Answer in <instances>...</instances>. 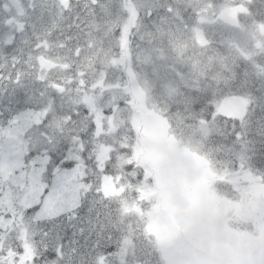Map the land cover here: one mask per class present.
I'll return each mask as SVG.
<instances>
[{"label":"trees","instance_id":"16d2710c","mask_svg":"<svg viewBox=\"0 0 264 264\" xmlns=\"http://www.w3.org/2000/svg\"><path fill=\"white\" fill-rule=\"evenodd\" d=\"M52 1L42 0L39 19H29V31L0 52V68H9L0 78V264H161L155 235L141 214L124 211L136 200H130L132 195L154 183L153 174H146L132 157L137 134L129 122L131 92L101 82L106 74L112 82L127 83L124 66L113 59L122 47L127 13L117 0H98L97 5L84 0L73 16L54 17L48 5L52 7ZM173 1L141 0V15L129 29L132 59L143 70L138 72L150 79L143 88L166 117L169 132L186 148L217 172L245 168L264 184V47L254 46L246 53L225 34L239 38L245 33L252 39L260 35L264 41L257 26L264 23V0H259L257 19L245 17L240 29L227 28L215 13L210 14L215 0ZM203 10L214 17L213 46H200L193 36L196 14ZM120 16L123 20L117 21ZM49 30L57 36L52 42L58 56L61 51L73 56L72 43L78 40L90 53L73 58L70 68L63 63L65 74L75 78L69 93L57 98L49 92V80L38 78L41 71L33 68L28 52L31 40ZM59 72L50 70L45 76ZM78 80L86 81L83 85ZM235 94L247 98L241 115L219 107L222 99ZM88 99H95L112 119L111 128L96 126ZM31 107L36 121L27 118L32 117L27 111ZM49 107L51 116L41 117ZM21 158L27 163L16 165ZM72 160L85 173L84 184L77 185L71 201L64 196L46 204L45 196L53 195V187L61 182L57 180L61 166ZM23 181L29 188L30 183L44 184L41 197ZM114 182L119 190L108 191L106 185ZM216 182L221 191H233L225 177ZM25 244L30 246L29 256H24Z\"/></svg>","mask_w":264,"mask_h":264},{"label":"rangeland","instance_id":"374dc122","mask_svg":"<svg viewBox=\"0 0 264 264\" xmlns=\"http://www.w3.org/2000/svg\"><path fill=\"white\" fill-rule=\"evenodd\" d=\"M118 1H120L125 13H127L126 18L122 23L124 41L127 37L130 27H134L137 12L143 9V5L141 0H117V2ZM218 2L219 3H214V5L208 8V10L213 8V11H211L210 14H218V11L223 9L219 7V5H227L225 1L219 0ZM198 5H200V3H197L195 6ZM216 7H219L217 11ZM226 7L227 6H225V9ZM228 10L233 13V10L235 9ZM197 16L201 18V21H197V27L195 26L194 33L196 30L198 32H205L206 30L209 31L212 28V26H210L212 20L207 12L203 10L202 12L198 13ZM122 20L123 18L117 19V21ZM225 34L231 39H236L237 41H234V43L236 45L240 44L246 53L248 50H253L252 48H254V46L256 48H263L264 46V41L261 36L251 39L252 41L254 40L252 44L249 42V39L245 33L242 34V37L247 42L244 40L241 41L240 37L238 38L236 34H232L231 32ZM262 35H264V33ZM258 39L261 40L260 45L255 44V41ZM128 56L129 51L126 42H122L119 55L114 56L113 59L117 61V63L127 66L129 62H131ZM141 78L145 80H142V82L139 81L137 76H135V72H130L126 84L119 81H110L107 83V85L111 84L115 86L117 84L118 86L128 87L130 89L131 96L129 100L133 105V115L130 122L133 124L137 134L132 157H137L140 162H143L144 165L148 167L145 168L146 174H153L154 178L153 186L146 187L143 192L140 191L139 195L138 193L136 196L132 195L130 200H133L136 197L137 198L133 203L126 205L124 211L133 215H138L140 213L144 219V221L142 219L141 221L145 222L146 227L154 233V237L157 236L158 241L164 250L178 248L180 252H183V247L186 246L187 248V246H190L193 249V252H196L197 257H199L198 264H206L207 255L204 251L201 252L199 247L208 252L204 246L206 244L210 245V243H205L199 238H197L196 241L192 240V237L194 236V230L192 228L194 225L192 228L191 226H189V228L187 227V223L185 222L183 214L180 210L182 207H192L193 211H196V220L198 219L204 221L207 215L205 213V209L200 207L196 208V205H198L199 202H205L206 209L208 206H211L209 214H215L217 216L212 218L228 220L233 226H235H232L231 228L238 229V231L241 233L236 235V233L229 230L232 233V236H236L238 240L242 238L244 242L249 241L254 236L257 237L259 243L256 242L257 246L255 255L257 258L255 259H257L261 264H264L261 262L264 261L263 182L253 172L245 168L236 167L217 172L207 160L184 147L169 132L166 117L159 112L160 110L155 106L154 101L149 95L148 91L142 87V84L145 86L146 82L150 79L148 77L145 78L142 74ZM62 90H64V88ZM246 103L247 98H245L244 95L235 94L222 99L219 102V107L223 112L241 115L245 109ZM89 105L93 111L96 126L103 128L109 126L106 129H109L113 126L112 119L105 116L101 107L95 102V99L91 100ZM153 128L160 130L162 133L161 137L157 138L153 144L156 145L157 151L162 150L166 153V156L164 157L158 156L151 147L142 142L147 139L146 134L151 132ZM181 176L186 177L187 180H181ZM219 177H225L226 179L230 180V185L233 191H221L220 184L218 186L217 182L215 183ZM107 178L108 176H105V180H108ZM171 178H176L177 181H170ZM57 180L61 182L56 183V185L53 187L54 190H66V188H69L66 181L72 180V186H75L69 190V194L74 193L73 190H75L77 187V182L75 179H72V177L69 175L64 174L59 175ZM24 184L28 189H33L35 194H37L41 189L35 185H32L31 183L30 188L25 182ZM24 184H20L21 189L22 187H25ZM106 188L108 191L119 190V187L116 186L115 182L109 183L106 185ZM153 192L156 195L155 200L153 199ZM208 212L209 210H207V213ZM219 225L220 226L218 229L221 230L223 229V225H225V223L221 222ZM182 227L185 229L184 232L180 231V228ZM246 228L251 232H246ZM173 230H176L177 232H173ZM221 238L223 240L226 239L223 234H221ZM223 240H220L216 237V247L211 246L209 249L213 254L215 264H222L220 255L226 254V252L223 251ZM233 240L235 239L233 238ZM1 244L2 243H0V245ZM25 247L26 249L24 256L31 255L30 246L25 244ZM241 249L242 252H239L233 246L232 253L234 255L235 264L243 263L241 261L242 256L245 257V259H253L251 254H248L243 250V246ZM170 253L176 257L173 251ZM171 257L172 256L170 255V258ZM182 263L190 264V258L188 255L183 257Z\"/></svg>","mask_w":264,"mask_h":264},{"label":"flooded vegetation","instance_id":"af4514ba","mask_svg":"<svg viewBox=\"0 0 264 264\" xmlns=\"http://www.w3.org/2000/svg\"><path fill=\"white\" fill-rule=\"evenodd\" d=\"M0 1H2L1 2V6H3V4L6 3L5 0H0ZM225 2L227 3V5L226 4H223L221 8H224L225 6H227L226 7L227 9H235V10H233V14L235 15V17L237 18V20L239 22L241 20L243 21V17L246 15L245 12H238L236 10V7L239 4H242V5L246 6V7H248L249 10L252 11L253 17H255L257 19V10H258L259 5H260L259 0H225ZM55 6L57 7L58 4H56ZM6 7L9 10L7 12H5V14H6L5 20L7 18H9V17H10L9 21H12V20L13 21H19V20H22L23 19V17H24V11H23L22 8H20V7H14L10 3L8 5H6ZM57 9H59V6L56 8V10ZM56 10L54 9L55 14L57 13ZM258 24H259V26H261L262 28H264L263 23L258 22ZM14 29H15V25L8 26V31L9 32L13 33ZM49 36H50L51 39H56L57 38V36L53 32ZM221 262H222V264H224V263L225 264H229V260H227L224 257H222Z\"/></svg>","mask_w":264,"mask_h":264},{"label":"bare ground","instance_id":"6f19581e","mask_svg":"<svg viewBox=\"0 0 264 264\" xmlns=\"http://www.w3.org/2000/svg\"><path fill=\"white\" fill-rule=\"evenodd\" d=\"M48 1H49V0H48ZM51 1H52V0H51ZM155 1H156V0H155ZM172 1H173V0H172ZM46 2H47V0H46ZM176 2H177V1H176ZM42 3H43V2H42ZM52 3H53V1H52ZM173 3H174V1H173ZM178 3H179V2H178ZM43 4H44V3H43ZM43 4H42V5H43ZM47 4H48V3H46V5H47ZM176 4H177V3H176ZM48 5H49L50 8H51V5H52V4L50 5V2H49ZM179 6H180V4H179ZM40 7H42V6H40ZM43 7H44V6H43ZM45 7H46V6H45ZM45 7H44V9H45ZM57 7H58V6H57ZM57 7L55 6V10H56ZM47 8H48V7H47ZM180 8H182V7H180ZM183 9H185V8L183 7ZM206 9H207V8H206ZM206 9H205V10H206ZM45 10H47V9H45ZM45 10H44V12H45ZM187 10H188V9H187ZM189 10H190V9H189ZM189 10H188V11H189ZM201 10H202V9H201ZM48 11H49V9H48ZM56 11H57V10H56ZM49 12L51 13V11H49ZM49 12H48V13H49ZM52 12H53V11H52ZM54 12H55V11H54ZM165 12H166V11H165ZM193 12H194V11H193ZM193 12H191V14H192ZM195 12H196V11H195ZM199 12H200V11H199ZM218 12H219V11H218ZM46 13H47V12H46ZM189 13H190V11H189ZM189 13H188V14L186 13V16H187V15L189 16V15H190ZM52 14H53V13H52ZM159 14H160V13H159ZM173 14H174V13H173ZM178 14H179V12H178ZM193 14H194V13H193ZM50 15H51V14H50ZM53 15H54V14H53ZM162 15H163V14H162ZM174 15H176V14H174ZM180 15H181V14H180ZM214 15H215V14H214ZM45 16H48V14L45 15ZM176 16H177V15H176ZM178 16H179V15H178ZM188 16H187V18H188ZM54 17H55V15H54ZM191 17H192V16H191ZM197 17H198V16H197ZM185 18H186V17H185ZM253 18H254V17H253ZM46 19H48V18H46ZM49 19H50V18H49ZM51 19H52V18H51ZM194 19H195V18H194ZM212 19H213V18H212ZM192 20H193V17H192ZM248 20H249V19H248ZM252 20H254V19H252ZM190 21H191V19H190ZM190 21H189V22H190ZM192 22L195 23L194 21H192ZM192 22H191V23H192ZM254 22H255V20H254ZM261 22H263V21H261ZM178 23H179V22H178ZM178 23H175V24H178ZM193 23H192V24H193ZM208 23H209V22H208ZM255 23H256V22H255ZM195 24H196V23H195ZM253 25H255V24L253 23ZM257 25H258V23H257ZM176 26H177V25H176ZM176 26H175V27H176ZM192 26H193V25H192ZM210 26H211V25H210ZM180 27H181V26H180ZM196 27H197V26H196ZM198 27H199V26H198ZM219 27H220V26H219ZM247 27H248V26H247ZM254 27H255V26H254ZM216 28H217V27H216ZM241 28H242V27H241ZM179 29H180V28H179ZM248 29H249V27H248ZM211 30H212V29H211ZM229 30H230V29H229ZM244 30H245V29H244ZM206 31H207V30H206ZM241 31H243V30H241ZM245 31H246V30H245ZM247 31H248V30H247ZM258 31H259V30H258ZM243 32H244V31H243ZM251 32H253V30H251ZM179 33H180V32H179ZM254 33H255V31H254ZM252 34H253V33H252ZM257 34H258V33H257ZM31 35H32V34H31ZM31 35H30V36H31ZM250 35H251V33H250ZM212 36H214V34H213ZM259 36H260V35H259ZM178 37H179V36H178ZM183 37H184V36H183ZM216 38H217V37H216ZM251 38H252V37H251ZM259 38H260V37H259ZM261 38H262V37H261ZM263 38H264V37H263ZM24 39H27V38L24 37ZM19 40H20V39H19ZM30 40H31V39H30ZM17 41H18V40H17ZM27 41H28V40H27ZM176 41H178V39H177ZM253 41H254V40H253ZM19 42H20V41H19ZM21 43H22V42H21ZM24 43H26V42H24ZM24 43H23V44H24ZM23 44H22V45H23ZM26 44H27V43H26ZM102 44H103V43H102ZM227 44H228V43H227ZM262 44H263V43H262ZM18 45H19V44H18ZM24 45H25V44H24ZM103 46H104V45H103ZM15 47H16V46H15ZM27 47H28V46H27ZM263 47H264V46H263ZM17 48H18V47H17ZM19 48H20V47H19ZM21 48H22V47H21ZM94 49H95V48H94ZM17 50H19V49H17ZM23 50H24V48H23ZM237 52H239V51H237ZM263 52H264V51H263ZM101 54H102V53H101ZM241 55H242V53H241ZM256 55H257V54H256ZM79 58H80V57H79ZM22 59H23V58H22ZM19 60H20V59H19ZM244 60H245V59H244ZM121 61H123V60H121ZM125 61H126V60H125ZM113 66H115V65H113ZM120 66H121V65H120ZM125 66H126V65H125ZM184 66H185V65H184ZM186 67H188V66H186ZM113 68H115V67H113ZM143 68H144V67H143ZM148 69H150V68H148ZM185 69H186V68H185ZM109 70H110V69H109ZM122 70H123V68H122ZM140 70H141V68H140ZM141 71H143V70H141ZM149 71H150V70H149ZM96 73H97V72H96ZM114 75H115V74H114ZM150 75H151V73H150ZM123 76H124V75H123ZM92 79H93V78H92ZM152 79H153V78H152ZM147 82H149V81H147ZM146 85H147V84H146Z\"/></svg>","mask_w":264,"mask_h":264}]
</instances>
